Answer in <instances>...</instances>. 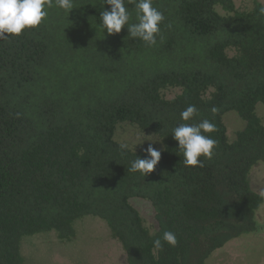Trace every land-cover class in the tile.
<instances>
[{
  "label": "trees",
  "instance_id": "1",
  "mask_svg": "<svg viewBox=\"0 0 264 264\" xmlns=\"http://www.w3.org/2000/svg\"><path fill=\"white\" fill-rule=\"evenodd\" d=\"M127 2V0H126ZM164 14L154 46L108 34L105 0L53 7L40 26L0 40V264H23L24 239L54 233L72 241L75 224L101 220L126 264H206L229 242L256 233L264 197L249 175L264 163V5L233 0H153ZM131 22L136 21L129 5ZM168 89L179 92L167 98ZM189 105L192 121L216 125L203 167L185 166L173 129ZM218 111L213 114L212 108ZM234 113L243 127L229 139ZM129 125L159 141L161 160L128 171L116 131ZM136 154V155H135ZM152 209L150 225L133 206ZM176 234L175 247L163 242ZM160 238L162 249L153 241Z\"/></svg>",
  "mask_w": 264,
  "mask_h": 264
},
{
  "label": "clouds",
  "instance_id": "2",
  "mask_svg": "<svg viewBox=\"0 0 264 264\" xmlns=\"http://www.w3.org/2000/svg\"><path fill=\"white\" fill-rule=\"evenodd\" d=\"M105 4L110 5V10L100 12L102 27L108 34H118L122 28L127 27L129 36L139 38L148 46L157 43V35L160 33V24L164 21V14L155 6L153 0H105ZM129 5H134L136 21L131 22L132 13ZM57 7L69 15V12L76 8L75 0H0V40L7 39L9 35L19 36L26 29H35L46 20L49 9ZM264 14V8L260 9ZM218 111L213 107L212 112ZM198 115L195 105H189L180 114L185 123L176 126L172 131L173 138L178 141L179 149L182 151L183 163L185 166L203 167L200 157L211 159L217 141L209 133L216 131V125L208 119H203L198 123H188ZM145 136V134H144ZM145 138L139 143L130 144L121 142L119 148L122 153L133 151L136 146L143 141H149L148 147L144 150L143 158L137 156L131 161L128 171L139 172L141 176L152 173L161 160V151L154 147V142L150 138ZM264 197V191L260 193ZM163 242L175 247L178 243L177 236L172 231H164ZM156 249H162L163 243L160 238L153 241Z\"/></svg>",
  "mask_w": 264,
  "mask_h": 264
},
{
  "label": "rangeland",
  "instance_id": "3",
  "mask_svg": "<svg viewBox=\"0 0 264 264\" xmlns=\"http://www.w3.org/2000/svg\"><path fill=\"white\" fill-rule=\"evenodd\" d=\"M264 5V0H256ZM238 10H248L254 0H233ZM179 91L168 89L164 92L172 98ZM256 113L264 125V105H257ZM224 122L229 139L242 129L243 121L234 113L226 114ZM145 136H150L145 134ZM144 133L136 128L123 125L116 131L118 142L139 143ZM157 140L153 136L150 137ZM149 141H143L135 150L144 151ZM154 147L160 149L159 141ZM254 191H264V164L255 166L249 175ZM133 206L141 213L146 225H150L152 209L146 202L136 200ZM263 208V209H262ZM257 219L264 224V203L258 211ZM254 234L244 235L216 251L206 264H264V226ZM260 228V227H258ZM76 235L72 241H60L54 233L40 234L23 240L21 254L23 264H126L120 244L114 240L104 222L93 217H85L75 224Z\"/></svg>",
  "mask_w": 264,
  "mask_h": 264
},
{
  "label": "flooded vegetation",
  "instance_id": "4",
  "mask_svg": "<svg viewBox=\"0 0 264 264\" xmlns=\"http://www.w3.org/2000/svg\"><path fill=\"white\" fill-rule=\"evenodd\" d=\"M260 164H264V163H260ZM257 166V165H256ZM262 191H259V194L261 193ZM263 205V204H262ZM263 209V208H262ZM259 211H260V209H259ZM257 214H258V212H257ZM257 222L259 223V221H258V219H257ZM259 225H260V223H259ZM261 226H264V224H262V225H260V228H259V230L260 229H263V227H261Z\"/></svg>",
  "mask_w": 264,
  "mask_h": 264
}]
</instances>
